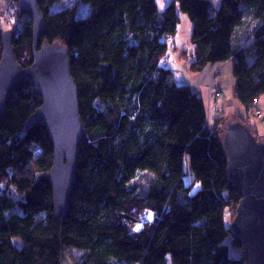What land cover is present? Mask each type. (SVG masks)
<instances>
[{
  "label": "trees",
  "instance_id": "16d2710c",
  "mask_svg": "<svg viewBox=\"0 0 264 264\" xmlns=\"http://www.w3.org/2000/svg\"><path fill=\"white\" fill-rule=\"evenodd\" d=\"M58 1L38 0L40 44L69 53L84 129L76 186L56 221L46 180L53 147L44 127L25 128L41 100L22 85L0 118V264H63L65 250L79 253L78 264H247L229 230L241 193L221 144L227 117L206 125L204 100L165 66L163 39L176 34L178 8L192 25L191 72L233 59L234 95L247 114L234 120L248 127L264 95V0H221L217 11L209 0H174L162 11L155 0H81L91 14L80 20L76 6L49 14ZM251 20V43L237 49V28ZM13 47L29 66L31 22ZM259 109L254 119L264 124ZM186 158L200 186L193 195ZM148 213L152 223L143 222Z\"/></svg>",
  "mask_w": 264,
  "mask_h": 264
},
{
  "label": "water",
  "instance_id": "95a60500",
  "mask_svg": "<svg viewBox=\"0 0 264 264\" xmlns=\"http://www.w3.org/2000/svg\"><path fill=\"white\" fill-rule=\"evenodd\" d=\"M18 17H30L32 62L22 67L16 59L14 31L0 33V118L13 94L24 84L32 88L41 105L27 120L25 128H45L53 147V160L46 176L52 191L56 221L65 219L76 186L79 147L83 125L78 93L71 75L67 49L58 42L40 44L44 17L38 0H17ZM221 144L227 159L228 178L241 193L230 232L245 249L247 264H264V141L257 139L240 120L226 123ZM131 219L126 215H121Z\"/></svg>",
  "mask_w": 264,
  "mask_h": 264
},
{
  "label": "rangeland",
  "instance_id": "374dc122",
  "mask_svg": "<svg viewBox=\"0 0 264 264\" xmlns=\"http://www.w3.org/2000/svg\"><path fill=\"white\" fill-rule=\"evenodd\" d=\"M155 1L158 5V9L162 11L166 6V4L174 0H155ZM209 1L212 4L213 11H217L219 9L221 0H209ZM74 6L77 7L76 19L78 20L86 19L90 16L91 14L90 5L82 2L81 0H60L51 6L49 10V14H54L72 8ZM177 14L179 17V24L177 26L176 35L174 36L175 37L174 43H175V48L178 49L176 55L178 56L177 59L180 63L178 64V66L176 65L174 66L173 65L174 63H172V61L166 63L169 57L167 56L165 66L172 69V72L174 74V80L177 85L189 86L193 90V92H195L198 96H200L204 100L208 108L207 88L209 86V83L208 81L207 83L204 82V77L207 74V71L209 67H211V65H207L200 72L193 73L189 70L191 63L194 61L193 56L191 55L193 54V47L190 43L191 34H192V25L188 17L185 14H183L178 8H177ZM28 22H30L29 16L23 15L21 18L18 17L17 3L16 6H12L9 2L0 3V33L11 30L14 31L17 35L19 32L23 30L25 24ZM174 37L163 39V41H165L166 44L168 45V54L170 53V55H172L171 54L172 49L174 48V43H173ZM183 53L186 55V58L181 57ZM224 64L225 63L221 64L222 65L221 74L219 73V76H216L215 80L217 79V81L213 83L212 87L218 89L217 87L218 85L222 90V95H223L222 99L225 98V101H223L222 99L217 100V106L219 108L217 113L221 115H225V117H227V120L229 122L239 116H243L245 111L243 110V107L237 104L238 102L235 98L234 90L232 91L230 88V78L233 79V75H232L233 60L229 64H225V65ZM228 65L230 66L229 68ZM218 90L220 91V89ZM212 98H213L212 101H214L215 98L214 97ZM261 99H262V105H264V95H262ZM224 102H225L224 110L221 113L220 108H222ZM261 109L264 116V109L263 108ZM247 125L254 133L257 134V138H259V140L264 141V124H261L259 120L250 117V120H248ZM183 173H184V178H183L184 186L190 189V195L195 194L200 189V186L195 182V179L192 175V171L190 168L189 159L187 158L185 159L183 164ZM141 181L143 182L144 180ZM228 215L230 217V224H231L235 216V211H233V213L231 212L228 213ZM154 219H155V214L148 213L145 215L143 222L152 223ZM131 221L135 223L137 219L131 218ZM140 229H141V224L137 225L134 230L139 231ZM65 251L66 252H65L63 264H78L79 253L75 252L74 250H65Z\"/></svg>",
  "mask_w": 264,
  "mask_h": 264
},
{
  "label": "crops",
  "instance_id": "0c3cea01",
  "mask_svg": "<svg viewBox=\"0 0 264 264\" xmlns=\"http://www.w3.org/2000/svg\"><path fill=\"white\" fill-rule=\"evenodd\" d=\"M256 26H257V22L256 21H253V20H251V21H247L244 25H241L240 27H238L237 28V31H238V36H237V38H239L240 40L238 41V43L236 44V47H237V49H241V48H243V47H245V46H248L250 43H251V40H252V36H253V32H254V29L256 28ZM176 35V34H175ZM174 41H175V37H174V40H173V43H174ZM177 50L178 49H176L175 48V43H174V48L172 49V55H170V53L168 54V61L166 62V63H168V62H171L172 61V63H174L173 65L175 66H178V64L180 63L179 61H178V56L176 55L177 54ZM173 56H174V58H173ZM181 57L182 58H186V55H184V53L181 55ZM232 60L233 59H229L228 61H226L225 62V64H229V63H231L232 62ZM224 64V65H225ZM223 65V66H224ZM230 66L228 65V68H229ZM221 69H222V65H217V66H214V65H211V67H209V69H208V71H207V74L205 75V77H204V82L205 83H207V81H208V83H209V80L211 81V77H212V75L214 74V72L216 73L217 72V76H219V73L221 74ZM172 70V69H171ZM230 72V71H229ZM210 75V76H209ZM234 79H232V78H230V88H231V90L233 91L234 90V81H233ZM215 81H217V79L216 80H214V82ZM207 87V86H206ZM217 87H218V89H220V92H221V94H222V90H221V88H220V86H218L217 85ZM214 89H216V88H214ZM218 89H216V90H218ZM208 91V90H207ZM208 93V92H207ZM208 97V96H207ZM223 98V95H222V97H221V99ZM262 96L260 97V99H259V101H258V103H257V105H258V107L260 108H263L264 109V105H262ZM221 99H218V100H221ZM223 101H225V98L224 99H222ZM238 102V101H237ZM237 104H239V103H237ZM212 105V106H211ZM224 106H225V102L223 103V105H222V108H220V112L222 113V111L224 110ZM238 106V105H237ZM239 106H241L240 104H239ZM212 107V108H211ZM242 107V106H241ZM209 110H210V112H209V115H210V117L211 118H219V117H225V115H221V114H218L217 113V111L219 110V108H218V106H217V99H214V101H212V99H211V101H210V105H209ZM243 110L245 111V109L243 108ZM247 114H246V112L244 113V115L243 116H239V117H243L244 118V116H246ZM247 117V116H246ZM247 120H250V119H247ZM259 139V138H258Z\"/></svg>",
  "mask_w": 264,
  "mask_h": 264
},
{
  "label": "built area",
  "instance_id": "2783aa9c",
  "mask_svg": "<svg viewBox=\"0 0 264 264\" xmlns=\"http://www.w3.org/2000/svg\"><path fill=\"white\" fill-rule=\"evenodd\" d=\"M217 76V72L212 75L211 77V81H210V86H208L207 90H208V108H207V120H206V125L208 126H213L214 125V122H215V118H211L210 115H209V105H210V101L211 99H213L212 97H214L215 99H221L222 97V94L219 90H216L214 88L211 87V84L213 82V80H215ZM250 115L253 116L254 118L256 119H261L262 118V115H261V112H260V109L259 107L257 108H252L251 112H250ZM264 122V120H263Z\"/></svg>",
  "mask_w": 264,
  "mask_h": 264
}]
</instances>
